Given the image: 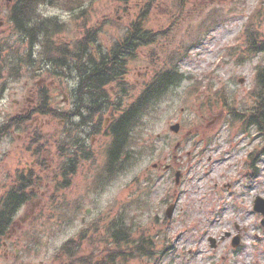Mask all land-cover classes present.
I'll return each instance as SVG.
<instances>
[{
	"label": "rangeland",
	"instance_id": "rangeland-1",
	"mask_svg": "<svg viewBox=\"0 0 264 264\" xmlns=\"http://www.w3.org/2000/svg\"><path fill=\"white\" fill-rule=\"evenodd\" d=\"M75 1L35 0L34 11L54 17L50 26L59 28L53 37L55 44L71 43L87 30L86 26H93L105 28L96 39L108 46L120 29L111 20L123 14L125 18L133 16L146 2L78 0L76 4ZM254 1L246 2L244 15L234 13L233 5L224 0L204 4L200 13L192 12L182 19L173 11L179 7L177 0H159L165 6L159 5L156 14H160L162 6L161 19L173 15L176 18H171L167 36L157 37L144 46L132 62L138 71L131 77L134 80L143 77L142 71L150 69L151 79L169 62L168 66L174 65L183 74L180 84L161 96L155 108L150 109V118L142 116V124L137 127V135L139 131L142 135L139 146H134L136 157H130L118 172H111L109 177L104 174L96 182L104 167L103 138L95 146L99 149L95 163L82 160L75 176L67 182L58 166L44 163L36 186L39 193L32 199L41 201L34 210L38 215L16 231L18 235L26 229L19 243L26 251L16 261L1 258L0 264H61L64 255L60 248L66 241L81 236H84L82 253L93 250L99 257L113 246L107 225L115 218L130 227L153 229L156 255L131 259L129 264H264L263 216L253 209L255 197L264 198V130L255 124L241 123L254 103L250 92L255 89L256 66L263 57V53L246 55L249 54L246 36L242 34ZM5 3L6 0H0V38H10L11 44L15 43L13 50L24 58L28 41L20 38L15 25L10 24ZM211 12L214 15L208 18ZM34 13L40 16L37 11ZM105 24L109 25L103 27ZM44 26L40 24L39 34ZM254 27H261L264 37V22H253L250 29ZM35 57L23 60L16 72L10 71V76L0 61V89L4 96L0 112L19 108L18 103L24 102L22 94L37 84L52 96V106L61 104V93L68 81L66 65L58 69L63 70L60 75H54L45 71L42 61ZM221 94L227 100L226 106L217 102ZM207 102L211 104L210 112L205 109ZM229 108L238 111L239 120L231 119ZM45 121L42 130L52 135L57 118ZM175 123L180 124L178 132L170 129ZM177 141L181 144L175 150ZM0 151L2 156L7 152L6 141L0 144ZM16 156L7 155L4 167H13ZM30 157L25 156L26 162ZM155 162L162 165L171 162L173 169L156 170L152 167ZM176 169L182 172L177 185ZM172 202L175 208L167 224L165 209ZM29 204L19 211L16 219L21 220L31 209ZM236 236L239 244L233 247L231 241ZM210 237L216 239L215 247H211Z\"/></svg>",
	"mask_w": 264,
	"mask_h": 264
},
{
	"label": "flooded vegetation",
	"instance_id": "flooded-vegetation-1",
	"mask_svg": "<svg viewBox=\"0 0 264 264\" xmlns=\"http://www.w3.org/2000/svg\"><path fill=\"white\" fill-rule=\"evenodd\" d=\"M222 1L224 0H179L177 15L178 17L182 16V19H186L185 15L192 12L200 13L204 4L207 6ZM247 1L251 3L253 0H229V3L233 5L232 11L234 13L244 15ZM11 2L5 3L6 12H9L12 8L13 3ZM33 4L30 13L37 11L39 14H43L37 9L34 11L37 4ZM253 4L254 8L248 12L246 20L252 16L254 20L264 22V10L256 11L257 7L264 4V0H255ZM159 5L165 6L159 0H150L149 10L153 13H150L148 28L144 29H138L140 27L138 21L144 23L145 19H138L135 14L127 18H125V14L118 15L116 21L120 29L115 31V36L118 35L116 36L118 38L128 35L133 37L144 36L149 39L150 37L167 36L170 27L169 22L173 16L176 18V15L168 19H161L164 10L160 6V14H156ZM254 10L255 12H253ZM50 22L52 23L54 20L51 19ZM121 22H123L122 28L120 27ZM108 25L105 24L103 27ZM104 29L84 30L79 38L71 43L66 42V47L62 48L66 51V58L61 64L65 63L67 67L66 77H68V81L61 93L63 98L59 107L52 106L50 103L52 96L49 97L46 89L37 84L29 87L26 90L27 94H22L24 102L18 103L19 106L17 105V107L19 108L7 113L0 112V144L2 141H6L7 151L3 156L0 151V259L5 257V259L10 258L16 261L26 251V247H19L23 235L26 234V229L24 228L18 235H16V231L21 229L27 220L32 221L38 215L34 210L40 206L41 201L33 202L32 199L39 193L36 186H38V181L41 180L44 163L58 166L61 176L67 182L72 176H75L77 167L82 160H88L91 164L95 163L99 150L98 148L95 149V146L98 139L103 138L105 142L103 144L104 167L102 173L109 177L111 172L116 173L120 169L119 162L115 158L111 168L105 170L108 162L107 151L113 143L114 126L119 123L125 111L132 106L133 102L137 101L144 90H146L147 115L150 118V69L146 68L147 70L142 71L144 76L140 77L141 80L140 78L134 80L131 77L136 75L138 71V66H133L132 62L138 58L144 47H134L133 50L138 52L132 56L121 54L114 57L111 54L110 46L101 45L96 36L93 37V41L86 40L89 34L97 35L103 32ZM28 48L32 51V54L28 56V59L26 57V60L31 61V58L36 55L35 58L42 61L41 64L45 71H50L54 75H60L63 72V70H58L59 68L63 69V67L57 66V62L41 57L40 53L44 51V47L39 42L38 45H32L31 47L29 45ZM114 58L124 62L123 70L118 77H115L117 80L103 81L98 87L97 94L93 92L92 99H88L90 95L87 89L88 81L82 80L81 74L93 65L97 68L100 64L104 63L103 65H105L107 59ZM1 90L0 102L4 100ZM107 95L109 101H107ZM87 99L95 102L94 108L91 110L84 104L88 101ZM43 102L47 107L44 111L42 110ZM136 115V111L130 114L131 117ZM48 117L57 118V126L52 135L44 133L42 130L44 123H47L45 119H49ZM118 130H120V127H118ZM63 136L67 137L66 142H60ZM10 153L17 155L15 158L16 164L13 167H4V159ZM119 153H116V157ZM27 154L31 155L28 162L25 159ZM169 165L171 166V164ZM20 180H22L20 190L15 189L13 191L14 188L11 189V187H15ZM25 181H28L26 185ZM15 195H20V198L11 206L10 197ZM28 203L32 206L31 209L24 214L21 220L16 219L19 211ZM22 264H25V262Z\"/></svg>",
	"mask_w": 264,
	"mask_h": 264
},
{
	"label": "trees",
	"instance_id": "trees-1",
	"mask_svg": "<svg viewBox=\"0 0 264 264\" xmlns=\"http://www.w3.org/2000/svg\"><path fill=\"white\" fill-rule=\"evenodd\" d=\"M41 1V0H40ZM118 2H127V0H116ZM35 0H15V6L12 11V16L10 17L11 22H14L15 30L20 38H26L28 40V45L30 47L32 45H38V42L44 47V51L40 53L41 57H46L48 60L52 62H57V66L64 67V64H61L66 58V51L62 49L66 47L65 43L54 44V35L58 31V27L50 26L54 24V22H50L52 18H46L44 15L40 14V16L30 10V7L34 6ZM78 0L75 1L77 4ZM179 1L177 0V4ZM32 5V6H30ZM150 0H146L143 4L144 7L139 6L137 15L138 19H145L144 23L138 21V29L147 28L148 22L150 20V10H149ZM26 7V9H25ZM28 10V11H26ZM111 20V19H109ZM12 22V23H13ZM45 24L42 27V32L39 34L37 29L40 24ZM111 23L117 25L116 20H111ZM253 25V21H250L249 24L246 25V28ZM88 27V28H87ZM85 29L89 31L100 30L101 27H93L86 26ZM136 29V28H135ZM251 30H254L251 29ZM254 33V32H252ZM258 33V34H257ZM257 34V35H256ZM260 33L255 30L253 35H248L246 37V47L249 54L253 55L255 51L264 52V37L259 36ZM94 34H89L87 41H93ZM10 38L4 37L0 38V61H3L2 68H8V72L13 73L18 70L22 59V55L18 50H13L15 43L11 44ZM155 38L150 37H133V36H123L120 38H114L112 43L110 44V51L112 56H120L121 54H126L132 56L136 53L137 50H133L134 47L147 46L154 41ZM88 44V42H87ZM17 47H19L17 45ZM126 47H131L130 49H122ZM9 50V52H7ZM4 51L6 52L4 54ZM27 57L32 54L31 50H27L25 53ZM174 54V52H173ZM245 55V56H246ZM59 56V57H58ZM174 57V56H173ZM30 61V60H27ZM110 63V64H109ZM104 64V63H103ZM100 64L95 68V65L91 66L86 72H83L82 80H87L88 90L90 95L88 99L92 97L95 93L97 94L98 87L100 84L107 80H117L118 75L121 73L124 67V62L119 59H107L106 64ZM169 64V62H168ZM168 64L161 67L157 70L150 80V109L152 110L154 105L159 101L161 96L169 90L174 85L177 86L179 84V80H181L182 75L177 72V69L174 65L168 66ZM6 70V71H7ZM94 92V93H93ZM218 93V92H217ZM250 98L253 99L254 103L250 106L249 109L246 110V115L244 113L243 120L241 123H245L246 125L255 124L260 129L264 130V60L263 62L257 66L256 76H255V89L250 92ZM87 99V100H88ZM92 99V98H91ZM225 97L223 94L219 95L217 102L225 105ZM86 101V100H85ZM107 101L108 95H107ZM227 103V100H226ZM86 107L91 110L94 108L95 102L92 100H88L84 102ZM206 111L210 112L211 104L205 103ZM217 106V105H216ZM46 108L45 103L43 102L42 110L44 111ZM136 111V116H130L132 112ZM147 112V99H146V90L139 96L137 101L132 103V106L125 111L124 115L120 118L119 123H116L113 129V143L108 148V158L107 165L105 166V170L111 168L113 164V160H116L121 164L125 165V162L130 158L136 157L135 145L140 142L141 133L139 131L137 134H132L133 130L136 126L141 125V119L144 113ZM228 114H231V119L233 117L234 120H239V113L234 108L228 109ZM248 116V117H247ZM246 120H245V118ZM120 127V130H118ZM67 137L63 136L60 139V142H66ZM120 152L117 157L116 153ZM22 180L18 181V184L14 187H11L13 191L15 189L20 190V183ZM25 181V185L27 184ZM10 189V190H11ZM12 191V192H13ZM20 198V195H15L10 197L11 206L14 202H16ZM167 223V221H165ZM153 229H139L131 225L128 226L120 221V218H115L107 225V231L109 234V238L112 240L113 246L108 251L105 250L104 253H101V256L97 257L96 253L88 252L87 254H83L81 250V246L83 244L84 236H81L78 240L70 239L64 243V245L60 248L59 252L63 253L61 264H129L131 259L142 260L144 258L151 257L153 258L155 253V236L151 234ZM166 240V239H165ZM107 251V252H106Z\"/></svg>",
	"mask_w": 264,
	"mask_h": 264
},
{
	"label": "water",
	"instance_id": "water-1",
	"mask_svg": "<svg viewBox=\"0 0 264 264\" xmlns=\"http://www.w3.org/2000/svg\"><path fill=\"white\" fill-rule=\"evenodd\" d=\"M178 127H179L178 124H175L171 128L176 131V130H178ZM178 176H179V174L176 173V181H178ZM172 209H173V206H171V207H169L167 209L166 213H167L168 216H171ZM254 209L258 210V211H261L264 214V200L259 198V197H257V199L255 200ZM210 240H211L212 245H214V239H210ZM233 244L237 245L238 244V239L234 240Z\"/></svg>",
	"mask_w": 264,
	"mask_h": 264
}]
</instances>
